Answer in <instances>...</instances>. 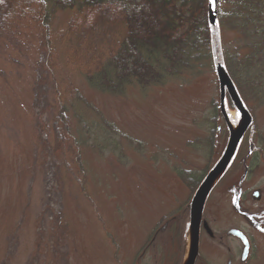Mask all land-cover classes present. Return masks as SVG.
<instances>
[{
  "label": "rangeland",
  "instance_id": "obj_1",
  "mask_svg": "<svg viewBox=\"0 0 264 264\" xmlns=\"http://www.w3.org/2000/svg\"><path fill=\"white\" fill-rule=\"evenodd\" d=\"M30 1L14 3L4 21L1 12L12 10L0 0V264H175L177 237L161 218L187 195L175 169L200 174L207 167L206 173L220 159L228 128L219 102L222 113L238 114L224 86L207 69L197 78L99 94L82 74L86 59L98 58L118 37L119 9L104 6L78 17L59 12L46 40ZM220 33L227 54L237 42L226 29ZM243 94L252 117L244 145L253 141L264 150V102ZM61 105L74 137L89 122L95 133L101 119L110 127L100 123L106 133L94 145L85 135L78 149L58 122L63 143L54 151L51 129ZM206 138L210 151L188 146ZM262 167L243 184L246 195L264 185ZM227 189L221 184L210 193L208 216L213 209L232 215ZM219 253L215 262L225 264L226 253ZM256 254L250 264L258 263Z\"/></svg>",
  "mask_w": 264,
  "mask_h": 264
},
{
  "label": "trees",
  "instance_id": "obj_2",
  "mask_svg": "<svg viewBox=\"0 0 264 264\" xmlns=\"http://www.w3.org/2000/svg\"><path fill=\"white\" fill-rule=\"evenodd\" d=\"M24 0H9V9L2 13L6 21L14 12V3ZM31 18L47 40L52 18L59 12H70L78 17L88 10L113 6L120 11L121 31L109 47L99 49L98 58L88 57L83 79L91 90L106 95H121L129 86L145 88L164 85L171 78H197L207 69L213 70L208 22V0H31ZM0 13V14H1ZM19 13V12H18ZM24 18L19 13L16 20ZM15 21V20H13ZM11 21V22H13ZM217 22L220 32L226 29L236 40V48L227 54L222 51L225 70L235 86L239 97L244 94L264 102V0H218ZM15 24H19L15 22ZM107 51V53H106ZM243 91V92H242ZM69 112V109H68ZM80 125L82 121L77 118ZM54 151L63 143L57 127L63 125V134L73 140L78 149L85 144V135L96 142L103 127H110L103 119L88 123L76 131L74 137L69 125L67 108L61 105L53 119ZM210 123L215 125L214 121ZM214 128V127H213ZM215 130V129H214ZM212 129L209 134L214 136ZM84 137V138H83ZM87 140V139H86ZM87 144V143H86ZM94 145V143H93ZM91 145L92 149L97 147ZM106 146V145H105ZM194 149L210 151L209 140H195L189 144ZM78 153V151H77ZM80 165V161L78 160ZM186 187L193 192L196 175L177 170ZM185 205L175 208L163 219L177 237V228L184 230L186 224ZM178 219V220H177Z\"/></svg>",
  "mask_w": 264,
  "mask_h": 264
},
{
  "label": "flooded vegetation",
  "instance_id": "obj_3",
  "mask_svg": "<svg viewBox=\"0 0 264 264\" xmlns=\"http://www.w3.org/2000/svg\"><path fill=\"white\" fill-rule=\"evenodd\" d=\"M250 137L253 136L251 135ZM263 163V149L254 148L253 141L245 145L244 141L241 142L230 165L210 191L211 193L215 187L224 184L228 188L227 195H230V198L232 197L235 202L231 204L232 207L229 204V209L233 213L235 211L238 213H234V215L232 213L227 218L226 214H215L217 209H213L212 214L208 216L206 212L209 204V193L205 200L199 223V240L194 264H220L218 263L219 261L215 262V258H218L217 256L220 251L226 253L225 264H250L253 259V252L257 253L255 259L258 261L257 264H264V185L262 188H257L248 195H246L248 191L245 192L243 190V184L249 177V174L264 166ZM206 168L202 170L199 177H202ZM233 168L237 169L235 175L230 174ZM240 172L242 174H239ZM182 183L184 184L183 181ZM195 183L197 184L198 180ZM190 188H185L187 195L184 199V210L186 211L189 210L192 195L197 189L195 187L192 192ZM251 202L259 205L255 211L252 207L250 208ZM231 218L234 219L229 221L228 219ZM229 224H232V226L224 228ZM185 234L186 230L181 231L177 228V262L175 264H183L184 262L186 249ZM239 236L244 237V239ZM245 248H247V254L244 253ZM201 253L209 258H213L206 260Z\"/></svg>",
  "mask_w": 264,
  "mask_h": 264
},
{
  "label": "water",
  "instance_id": "obj_4",
  "mask_svg": "<svg viewBox=\"0 0 264 264\" xmlns=\"http://www.w3.org/2000/svg\"><path fill=\"white\" fill-rule=\"evenodd\" d=\"M217 17V0L213 7L208 0V20L210 26V41H211V54L214 69L221 84V89L226 90L228 97L236 108L237 112L241 115L242 121L240 125L235 130H230L229 139L224 150L221 160L217 165L211 170V172L206 176L203 183L200 185L196 191L189 211V251L187 255V260L185 264H194L197 255L198 246V231L199 223L201 219V214L203 211V206L205 198L214 184L215 180L224 172L228 166L236 147L241 140L243 134L248 129L251 123V117L245 112L243 105L235 91V88L229 79L223 64L221 47H220V36L219 29L216 21ZM241 237V236H239ZM242 238V237H241ZM243 239V238H242ZM244 253L247 254V248H245Z\"/></svg>",
  "mask_w": 264,
  "mask_h": 264
},
{
  "label": "bare ground",
  "instance_id": "obj_5",
  "mask_svg": "<svg viewBox=\"0 0 264 264\" xmlns=\"http://www.w3.org/2000/svg\"><path fill=\"white\" fill-rule=\"evenodd\" d=\"M226 117L230 129L235 130L241 122L240 116L235 112H229L226 114Z\"/></svg>",
  "mask_w": 264,
  "mask_h": 264
},
{
  "label": "snow or ice",
  "instance_id": "obj_6",
  "mask_svg": "<svg viewBox=\"0 0 264 264\" xmlns=\"http://www.w3.org/2000/svg\"><path fill=\"white\" fill-rule=\"evenodd\" d=\"M209 3H210L211 5H213V7H214L215 4H216V0H209Z\"/></svg>",
  "mask_w": 264,
  "mask_h": 264
}]
</instances>
